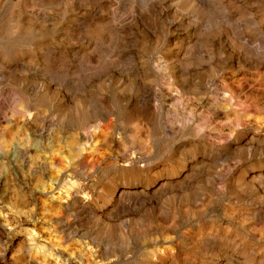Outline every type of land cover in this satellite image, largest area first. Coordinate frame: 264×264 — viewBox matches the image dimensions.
Segmentation results:
<instances>
[{"label": "rangeland", "instance_id": "obj_1", "mask_svg": "<svg viewBox=\"0 0 264 264\" xmlns=\"http://www.w3.org/2000/svg\"><path fill=\"white\" fill-rule=\"evenodd\" d=\"M0 264H264V0H0Z\"/></svg>", "mask_w": 264, "mask_h": 264}]
</instances>
